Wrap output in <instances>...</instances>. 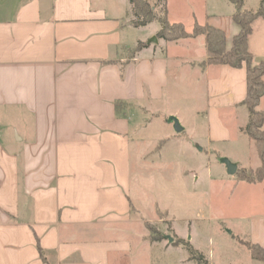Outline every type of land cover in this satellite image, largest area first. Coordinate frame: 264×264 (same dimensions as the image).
Returning <instances> with one entry per match:
<instances>
[{"label":"crops","instance_id":"crops-1","mask_svg":"<svg viewBox=\"0 0 264 264\" xmlns=\"http://www.w3.org/2000/svg\"><path fill=\"white\" fill-rule=\"evenodd\" d=\"M166 6L169 22L219 29L232 50L241 28L230 0ZM130 13L110 0H0V264H44L40 249L49 264H150L161 244L145 224L161 220L157 203L149 217L133 195L135 161L150 164L138 134L184 79L204 85L208 143L245 140L246 68L210 65L203 35L167 42L158 22L135 27ZM248 50L264 61V18L253 21ZM251 152L223 157L256 169ZM240 188L252 194L240 218L250 221L248 243L264 249L263 185L238 180L232 194Z\"/></svg>","mask_w":264,"mask_h":264},{"label":"rangeland","instance_id":"rangeland-1","mask_svg":"<svg viewBox=\"0 0 264 264\" xmlns=\"http://www.w3.org/2000/svg\"><path fill=\"white\" fill-rule=\"evenodd\" d=\"M110 1L120 8L130 4L129 0ZM147 1L156 6L154 14L161 17L163 3ZM184 83L178 98H167L158 105L157 116H147L143 121L146 129L138 136L145 139L150 150V164L140 166L136 155L133 159V195L142 198L149 217L157 203L161 220L149 223V236L161 244L153 247L150 264H197L193 261L195 255L207 264H261L252 259L248 248L240 242H248L250 221L240 218L248 216L252 194L247 195L243 188L232 194L238 183L237 174L228 175L221 162L227 158L224 153L248 160L251 151L257 153L254 143L244 131L245 140L234 141V145L208 143L204 85L196 90L187 79ZM172 119L180 122L183 132L175 131ZM243 141L248 144L245 146Z\"/></svg>","mask_w":264,"mask_h":264},{"label":"trees","instance_id":"trees-1","mask_svg":"<svg viewBox=\"0 0 264 264\" xmlns=\"http://www.w3.org/2000/svg\"><path fill=\"white\" fill-rule=\"evenodd\" d=\"M158 4L163 3L161 17L154 14L156 6H150L147 0H129L132 6L133 24L135 27H143L157 21L161 25L158 38L167 42H178L184 39L205 37V42L211 57L207 63L210 65H228L233 68H246L247 71V96L243 102L249 114V121L243 131L254 143L261 164L256 169L239 170V181L249 184H262L264 189V111L259 109L260 102L264 97V61L255 63L254 56L248 50V38L252 33V23L258 18H264V0L256 12L244 10V0H230L236 7L233 20L241 28L240 33L234 38L231 51L226 49V35L223 31L211 26L196 24L191 33L187 32L180 23H171L168 20L167 0H154ZM147 230L152 232L149 223L145 224ZM250 251L253 260L264 264V249L259 245L242 242ZM40 255L44 264H49L44 257L42 249ZM195 255V254H194ZM193 261L197 264H207L201 256H194Z\"/></svg>","mask_w":264,"mask_h":264},{"label":"water","instance_id":"water-1","mask_svg":"<svg viewBox=\"0 0 264 264\" xmlns=\"http://www.w3.org/2000/svg\"><path fill=\"white\" fill-rule=\"evenodd\" d=\"M157 43V38H153L150 43ZM174 122V128L177 133H181L184 131V128L181 126L180 122L177 119H172ZM201 151V149H200ZM221 162L225 165L228 175L235 176L238 171V166L232 163L229 159L223 158ZM169 242H173V240H169Z\"/></svg>","mask_w":264,"mask_h":264},{"label":"built area","instance_id":"built-area-1","mask_svg":"<svg viewBox=\"0 0 264 264\" xmlns=\"http://www.w3.org/2000/svg\"><path fill=\"white\" fill-rule=\"evenodd\" d=\"M0 132H1V130H0Z\"/></svg>","mask_w":264,"mask_h":264}]
</instances>
